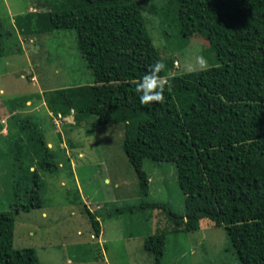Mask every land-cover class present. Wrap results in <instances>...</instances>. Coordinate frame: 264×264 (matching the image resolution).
Returning a JSON list of instances; mask_svg holds the SVG:
<instances>
[{"label":"trees","instance_id":"1","mask_svg":"<svg viewBox=\"0 0 264 264\" xmlns=\"http://www.w3.org/2000/svg\"><path fill=\"white\" fill-rule=\"evenodd\" d=\"M142 2L159 13L171 34L202 36L205 53L216 61L178 72L173 51L167 50L165 58L154 44L139 0H44L34 4L38 9L16 14L11 22L0 18V56L12 32L18 41L16 32L29 39L54 28H73L93 76L89 83L44 89V104L35 110L23 109L26 95L1 103L0 264H40L34 247L13 246L15 213L42 208V172L57 171L64 160L71 163L61 150L75 144L67 145L61 133L76 125L104 124L120 126L121 147L140 196L150 194L145 159L174 164L183 209L164 217L170 231L193 232L202 220H210L224 227L237 255L236 262L216 264H264V0ZM157 59L166 65L159 73L167 81L165 99L142 105L135 85ZM41 110L35 119L52 121L46 133L62 127L56 139H46L31 117ZM71 110L73 125L66 122ZM98 142L111 140L105 134ZM77 190L95 235L106 237L97 212L100 202L90 208ZM140 201L115 205L119 207L107 218L116 222L124 212L164 206L157 200ZM167 232V227L157 228L142 239L155 264H161Z\"/></svg>","mask_w":264,"mask_h":264},{"label":"rangeland","instance_id":"2","mask_svg":"<svg viewBox=\"0 0 264 264\" xmlns=\"http://www.w3.org/2000/svg\"><path fill=\"white\" fill-rule=\"evenodd\" d=\"M142 1L145 0H139V3L143 14L147 15V28L154 44L165 58L166 52L173 51L178 60V72L201 69L216 61L210 52L205 53L203 48L207 45H203L202 36L193 34L182 37L171 34L167 24L161 23L159 13L149 11ZM38 2L42 4L44 0H0V18L11 22L14 15L23 13L29 5V10L34 9V4ZM16 35L18 41L13 32L7 36L6 53L0 56L1 110V103L7 104L10 98L26 95L31 100L40 101L39 92L46 88L92 81L91 69L77 48L75 29L54 28L51 32L37 35L26 42H23L24 36L18 32ZM25 43L34 46L29 52L38 62L29 57L26 50L28 45ZM32 64L37 66V74L35 80L30 82L25 74L33 69ZM42 112L43 110L34 114L33 111L31 117L44 130L46 139H56L54 128L46 133L48 124L52 121L35 119ZM68 121L69 119L66 122ZM93 126L76 125L68 133L62 132V127H56V130L60 129L62 132L61 137L67 145L70 141L75 144L69 147V151L61 150L68 155L71 163L64 160L57 171L42 172L44 184L40 193L44 206L15 213L14 247H34L40 264H155L152 254L143 247L142 239L157 228L167 227L161 264H216L224 260L236 262L237 255L232 253L234 248L230 245L223 226H215L210 220L204 219L196 231H170L171 223L169 220L165 221L169 216L168 211L179 213L183 209V194L172 162L162 161L157 164L158 162L144 160V168L151 178L150 194L148 198L140 196L135 172L121 147L122 131H118L120 126ZM105 134L112 143L98 142ZM78 150L84 156H79ZM77 187L81 199L90 208L100 202L101 208L97 212L100 211V223L106 229L107 238L116 234V231L125 235L133 233L134 236L107 240L108 250L105 254L101 241L103 237L95 235L84 211V203L79 199ZM141 197L148 201H160L164 206L124 212L123 218L116 222L109 221L108 212H115L119 207L115 205H137L141 202ZM104 198L107 200L103 201Z\"/></svg>","mask_w":264,"mask_h":264},{"label":"clouds","instance_id":"3","mask_svg":"<svg viewBox=\"0 0 264 264\" xmlns=\"http://www.w3.org/2000/svg\"><path fill=\"white\" fill-rule=\"evenodd\" d=\"M165 69L166 65L164 61L157 59L155 63L150 65V70L145 72L140 78L139 82L135 85L136 91L139 94V101L142 105H146L151 102L164 101L165 97L163 95V92L167 81L164 77L160 76L159 73ZM30 79L32 80L34 79V77H30ZM73 113L74 111L71 110L70 116H67L66 121L69 118L73 120ZM70 119L68 121L69 124H71ZM56 121L59 120H55V124H59V122L56 123Z\"/></svg>","mask_w":264,"mask_h":264},{"label":"crops","instance_id":"4","mask_svg":"<svg viewBox=\"0 0 264 264\" xmlns=\"http://www.w3.org/2000/svg\"><path fill=\"white\" fill-rule=\"evenodd\" d=\"M31 5H29L28 6V8L25 10V11H27V10H29V7H30ZM34 7V6H33ZM32 10H35V9H32ZM28 40H31V38H29V39H25L24 37H23V42H26V41H28ZM25 45H28L27 46V48H26V50H27V52L30 54V52H29V50H30V48L31 47H33L34 48V46L33 45H29V44H26L25 43ZM34 55H35V53H34ZM29 57H32V58H34L31 54L29 55ZM28 57V58H29ZM35 57L36 58H38L36 55H35ZM35 59V58H34ZM36 60V59H35ZM29 61H30V59H29ZM37 61V60H36ZM38 62V61H37ZM32 67H33V69H30L29 70V76L27 77L28 79H29V81L31 80L30 79V77H34V79L33 80H35V77H36V65H33L32 64ZM22 75V74H21ZM23 77V76H22ZM31 82V81H30ZM40 94H41V99H40V101H34V100H31L30 98L27 100V102H26V106L23 108L24 110H30V109H33V110H35V109H37L38 107H40V106H42L43 104H44V102H43V97H42V92H39ZM4 114H5V110H4V106H2V110L0 109V117H2L1 119H3L4 117ZM7 115V114H6ZM50 115H53L52 113H50ZM70 119V118H69ZM70 122L71 123H75L73 120H71L70 119ZM54 123H55V121H54ZM54 130L55 131H58V130H56V128H54ZM3 132H4V130H3ZM63 140V139H62ZM49 145H51V144H49ZM64 145V144H63ZM77 153H78V155L79 156H84L83 155V152L81 151V150H78L77 151ZM75 167H76V164H75ZM106 180H108V178L106 177ZM86 197V196H85ZM88 199H89V196H88ZM44 214V213H43ZM116 234H114V236H113V238L114 239H117L116 237H124V236H126L125 234H123V233H121L120 231H116L115 232ZM100 236H102V235H100ZM130 236V235H129ZM134 236V235H133ZM136 236V235H135ZM138 236H140L139 234H138ZM102 241V244H105L106 242H107V237H104L103 236V239L101 240ZM107 248H105V250H104V252H105V254H106V252H107ZM70 258H68V260H69Z\"/></svg>","mask_w":264,"mask_h":264}]
</instances>
